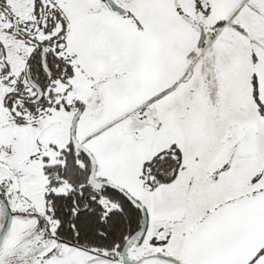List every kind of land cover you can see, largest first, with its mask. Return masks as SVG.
Segmentation results:
<instances>
[{"label": "snow or ice", "instance_id": "snow-or-ice-1", "mask_svg": "<svg viewBox=\"0 0 264 264\" xmlns=\"http://www.w3.org/2000/svg\"><path fill=\"white\" fill-rule=\"evenodd\" d=\"M0 264H264V0H0Z\"/></svg>", "mask_w": 264, "mask_h": 264}]
</instances>
